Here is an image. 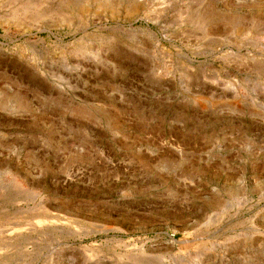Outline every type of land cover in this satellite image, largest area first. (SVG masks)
<instances>
[{"label":"rangeland","instance_id":"rangeland-1","mask_svg":"<svg viewBox=\"0 0 264 264\" xmlns=\"http://www.w3.org/2000/svg\"><path fill=\"white\" fill-rule=\"evenodd\" d=\"M0 264H264V0H0Z\"/></svg>","mask_w":264,"mask_h":264},{"label":"bare ground","instance_id":"bare-ground-1","mask_svg":"<svg viewBox=\"0 0 264 264\" xmlns=\"http://www.w3.org/2000/svg\"><path fill=\"white\" fill-rule=\"evenodd\" d=\"M38 219V218H37ZM35 222L36 223H40L41 222V220H35ZM45 222V221H44ZM43 223V222H42ZM18 224V223H17ZM29 224H31V223H29ZM3 246V245H2Z\"/></svg>","mask_w":264,"mask_h":264}]
</instances>
